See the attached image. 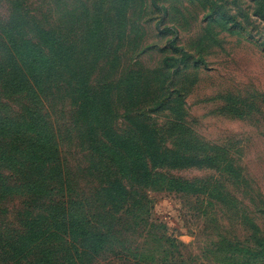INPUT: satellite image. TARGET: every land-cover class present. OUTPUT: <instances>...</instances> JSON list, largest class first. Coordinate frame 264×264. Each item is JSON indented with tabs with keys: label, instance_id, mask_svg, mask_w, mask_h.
Here are the masks:
<instances>
[{
	"label": "rangeland",
	"instance_id": "374dc122",
	"mask_svg": "<svg viewBox=\"0 0 264 264\" xmlns=\"http://www.w3.org/2000/svg\"><path fill=\"white\" fill-rule=\"evenodd\" d=\"M32 1L65 35L66 10L77 18L98 0ZM109 2H101L103 14L114 10ZM127 5L122 23L117 19L107 31L103 78L114 105L120 103L117 93L141 94L136 102L122 100L137 106L118 108L128 116L117 124L134 128L142 119L155 126L162 148L181 160L163 172L171 181L167 189L145 191L149 210L138 229L120 238L133 256L117 260L107 251L97 264H134L137 254L148 257L142 264H264V242L257 246L254 240L264 237V0ZM6 11L0 2V18ZM115 54L116 69L110 63ZM131 77L139 82L125 85ZM101 78L94 73L91 85ZM158 104L162 110L150 112ZM136 108L146 111L141 116ZM19 202L8 205L6 220L13 219Z\"/></svg>",
	"mask_w": 264,
	"mask_h": 264
},
{
	"label": "trees",
	"instance_id": "16d2710c",
	"mask_svg": "<svg viewBox=\"0 0 264 264\" xmlns=\"http://www.w3.org/2000/svg\"><path fill=\"white\" fill-rule=\"evenodd\" d=\"M3 1L0 264H97L107 251L117 260L132 257L120 238L138 229L149 210L145 191L167 189L171 181L163 172L181 160L162 148L155 126L142 119L134 128L117 124L137 106L122 100L136 102L141 91L127 92L128 97L115 94L120 103L114 105L104 82L107 31L117 19L122 23L132 0H110L114 10L104 14L100 4L105 0L77 18L66 10L65 35L58 33L57 20L51 22L49 14L31 6L32 0ZM110 13L113 18H108ZM99 22L104 24L95 33ZM112 57L116 69L118 54ZM94 73L102 78L91 85ZM128 82L135 86L139 80L131 77L124 84ZM120 107L126 112L117 113ZM158 110L159 104L150 112ZM136 111L142 116L146 110ZM73 149L78 151L76 162ZM15 198H20L19 208L9 221L7 208ZM254 240L261 246L264 237ZM146 259L137 254L134 264Z\"/></svg>",
	"mask_w": 264,
	"mask_h": 264
}]
</instances>
